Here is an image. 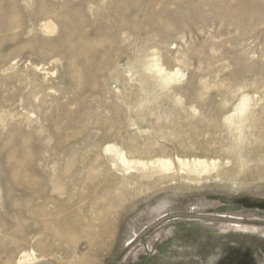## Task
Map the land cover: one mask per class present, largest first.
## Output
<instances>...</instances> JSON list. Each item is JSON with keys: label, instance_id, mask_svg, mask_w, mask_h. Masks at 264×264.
Listing matches in <instances>:
<instances>
[{"label": "rangeland", "instance_id": "rangeland-1", "mask_svg": "<svg viewBox=\"0 0 264 264\" xmlns=\"http://www.w3.org/2000/svg\"><path fill=\"white\" fill-rule=\"evenodd\" d=\"M0 264H264V0H0Z\"/></svg>", "mask_w": 264, "mask_h": 264}, {"label": "bare ground", "instance_id": "bare-ground-1", "mask_svg": "<svg viewBox=\"0 0 264 264\" xmlns=\"http://www.w3.org/2000/svg\"><path fill=\"white\" fill-rule=\"evenodd\" d=\"M168 79H169V78H164V79L162 80V82H165V83H166V82L169 81ZM242 104H243L244 107H245V104H246V103L243 102ZM120 158L122 159V161H124V158H125V157H124L123 154H121V155H120ZM161 162L164 163V161H161ZM198 163H201V162L198 161L197 163H194L193 169H196V166L198 165ZM165 166H166V165H165ZM188 170H189V169H188ZM197 170H198V168H197ZM202 171H203V170H202ZM145 173H146V172H145ZM190 173H191V172H190ZM194 173H196V172H194ZM200 173H201V172H200ZM151 176H152V175H151Z\"/></svg>", "mask_w": 264, "mask_h": 264}, {"label": "clouds", "instance_id": "clouds-1", "mask_svg": "<svg viewBox=\"0 0 264 264\" xmlns=\"http://www.w3.org/2000/svg\"><path fill=\"white\" fill-rule=\"evenodd\" d=\"M239 162H240V165L242 168L247 166V164H248V161L243 156H240Z\"/></svg>", "mask_w": 264, "mask_h": 264}]
</instances>
